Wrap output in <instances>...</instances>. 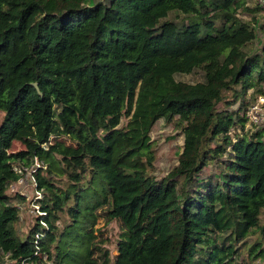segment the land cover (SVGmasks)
Here are the masks:
<instances>
[{
	"label": "trees",
	"instance_id": "1",
	"mask_svg": "<svg viewBox=\"0 0 264 264\" xmlns=\"http://www.w3.org/2000/svg\"><path fill=\"white\" fill-rule=\"evenodd\" d=\"M241 8L246 0H0V264H244L234 242L264 238V127L236 141L231 131L247 120L236 101L263 92L264 41L251 47L260 31ZM172 11L194 18L163 21ZM196 69L204 81L175 77ZM159 119L185 136L161 179L150 137ZM16 141L25 148L10 152ZM226 153L219 176L202 177ZM35 157L45 214L19 235L7 191L14 167ZM87 172L94 189L79 188ZM99 208L124 228L113 259L92 242ZM65 210L74 232L59 237ZM215 233L222 244L201 262ZM261 251L262 241L249 245Z\"/></svg>",
	"mask_w": 264,
	"mask_h": 264
},
{
	"label": "rangeland",
	"instance_id": "2",
	"mask_svg": "<svg viewBox=\"0 0 264 264\" xmlns=\"http://www.w3.org/2000/svg\"><path fill=\"white\" fill-rule=\"evenodd\" d=\"M246 6L249 8V10L241 8L238 12V15L242 19L249 21L253 27L259 29L260 32L258 39L253 42L251 47L255 50H260L263 46L264 41V33L260 28V26L264 25V8L261 7V5L258 4L256 0H246ZM186 17L187 16L181 12L172 11L169 13V16L167 18L163 19V21L172 20L181 24L182 22L188 23L192 18H194L192 16L188 18ZM255 19H257V21ZM215 23L216 26L219 27L223 24V21L221 19H216ZM175 77L178 81H184L188 83H197L205 80L204 72L201 69H196L191 73H177ZM261 89L263 92H257L254 89H250L236 101L234 109H240V115L246 117L247 120L244 127H242L241 125H237V127L232 129L231 135L234 141L237 140L236 133L243 135L245 133H252L253 131L259 129V127H264V83L262 84ZM223 110H225V105L223 103H220L218 105V111ZM2 117L3 113L0 112V121ZM127 122L128 117L124 116L121 121V126L125 125ZM150 137L152 140V151L155 156L153 173L158 179H161L162 177L167 175L175 165L178 164L180 153L183 150L185 138L184 132L178 129L175 125L167 123L164 119H159L154 124L153 129L150 133ZM63 138L66 137L51 136L49 138V143L54 142L56 139ZM66 140L68 143H70L69 138H67ZM24 148L25 146L21 142L16 141L13 143L10 152L21 151ZM227 159V153L222 158L215 159L214 162H212L205 168L202 177H207L210 175H216V177L219 176L220 172L224 169ZM35 162L36 160L34 158L33 163L36 165ZM40 163L45 169V165L42 162ZM222 165L223 168H221ZM43 173H45V171H43ZM30 175L31 174L29 172L27 173V171H24L22 175V183H19V181L15 182L11 187L8 188L7 191L8 195L11 197V202L13 203V205H16L20 210V220L16 223V228L19 235L27 233L31 226L36 222V218L42 215L39 211V206L37 205V203L40 204L37 199V188L34 184H32ZM93 175V173L87 172L82 182L80 183L81 185L79 188L87 186L92 187L93 184H95ZM56 179H58L57 185L60 188L67 189L69 187L70 182L68 180L60 177H56ZM94 188H96V186L92 187V189ZM88 192L90 191L88 190ZM40 196H42L41 198L45 196L43 191H41ZM75 199V194H72L69 205L74 206ZM97 212L99 213V216L96 223L94 224V233L96 235V238L93 239L92 242L101 241L100 245L103 249V252L108 251L110 257L113 259L114 255L119 254L117 243L118 241H120L121 235L124 232L123 225L118 221H107L105 218L104 208H99ZM72 221V215L69 211L65 210L64 212H61V216L57 221L59 225V237L62 235L63 231L66 228H70L72 226ZM65 232L67 233V237H70L74 232V229H66ZM218 234L219 233H215L213 235L214 242L212 240V242L204 245L205 248L203 253L197 256V259H200L201 262L202 257L206 258L208 255L206 252V248H209L210 250L215 244H222V237H218ZM259 240L262 241V247L264 249V238L262 239V235L259 233L250 235V237L245 240L235 241L234 249L237 250V253L235 255L236 259L240 262H244V264H264V251L259 252L258 256H252L248 252L249 245ZM103 252L98 254L104 257ZM48 263L53 264L51 261H49Z\"/></svg>",
	"mask_w": 264,
	"mask_h": 264
},
{
	"label": "built area",
	"instance_id": "3",
	"mask_svg": "<svg viewBox=\"0 0 264 264\" xmlns=\"http://www.w3.org/2000/svg\"><path fill=\"white\" fill-rule=\"evenodd\" d=\"M256 1L258 2V4L261 5V7L264 8V0H256ZM35 160H36V162H35L36 165L33 163L29 167L28 166H26V167L15 166L14 170L20 174V178L18 180L19 183H22V180H23L22 175H23L24 171H27V173L29 172L31 174L30 175L31 176V181H32V184H34L36 186V188H37V194H38V198L37 199H38V202H39V200L41 199L42 196H40L41 190L38 189L37 180H36V177H35V172L38 170V168L43 167V166L41 165V163H40L41 161H39V159L37 157H35ZM14 183L10 184V187ZM37 205L39 206V209H40L39 211L41 212V214H45L44 212L41 211V207H40L41 205L38 204V203H37Z\"/></svg>",
	"mask_w": 264,
	"mask_h": 264
},
{
	"label": "water",
	"instance_id": "4",
	"mask_svg": "<svg viewBox=\"0 0 264 264\" xmlns=\"http://www.w3.org/2000/svg\"><path fill=\"white\" fill-rule=\"evenodd\" d=\"M30 85L36 87V89L39 91L40 94H42L40 87H39V83L38 82H31Z\"/></svg>",
	"mask_w": 264,
	"mask_h": 264
}]
</instances>
